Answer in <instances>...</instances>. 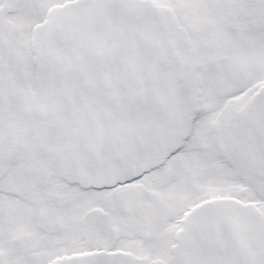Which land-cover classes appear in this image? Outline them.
I'll return each mask as SVG.
<instances>
[{
  "label": "snow or ice",
  "instance_id": "6c2138e0",
  "mask_svg": "<svg viewBox=\"0 0 264 264\" xmlns=\"http://www.w3.org/2000/svg\"><path fill=\"white\" fill-rule=\"evenodd\" d=\"M0 264H264V0H0Z\"/></svg>",
  "mask_w": 264,
  "mask_h": 264
}]
</instances>
